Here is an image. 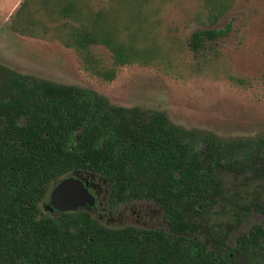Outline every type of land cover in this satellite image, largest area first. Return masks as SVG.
Masks as SVG:
<instances>
[{
    "label": "trees",
    "instance_id": "trees-1",
    "mask_svg": "<svg viewBox=\"0 0 264 264\" xmlns=\"http://www.w3.org/2000/svg\"><path fill=\"white\" fill-rule=\"evenodd\" d=\"M197 1L204 29L186 48L162 36L157 0H23L10 28L74 50L87 73L107 82L141 65L248 87L209 44L227 35L215 26L236 0ZM92 174L114 182L116 201L156 200L169 231L106 227L83 209L43 211L54 182ZM226 211L232 219H222ZM254 211L264 214V135L186 129L164 112L115 106L0 64V264H264L262 225L229 242Z\"/></svg>",
    "mask_w": 264,
    "mask_h": 264
},
{
    "label": "rangeland",
    "instance_id": "rangeland-1",
    "mask_svg": "<svg viewBox=\"0 0 264 264\" xmlns=\"http://www.w3.org/2000/svg\"><path fill=\"white\" fill-rule=\"evenodd\" d=\"M22 1L0 0V64L8 69L39 81L91 90L115 106L164 112L172 124L186 129L211 132L225 139L264 135V0H236L215 26L228 30L227 35L209 42L221 50L224 69L247 80L248 87L238 86L225 76L179 80L154 66L141 65L126 66L114 81H103L84 70L74 50L12 31L11 18ZM156 6L162 36H173L185 48L193 33L204 29L194 19L200 8L197 0H157ZM98 52L111 63L108 49L101 47ZM84 178L89 181L90 176ZM139 204L134 207L142 217L139 223L138 213L127 211L116 216L113 224L169 229L163 225L160 207L146 201ZM222 219H232V213L226 211ZM254 225L264 227V214L254 211L249 215L232 234L230 244Z\"/></svg>",
    "mask_w": 264,
    "mask_h": 264
},
{
    "label": "flooded vegetation",
    "instance_id": "flooded-vegetation-1",
    "mask_svg": "<svg viewBox=\"0 0 264 264\" xmlns=\"http://www.w3.org/2000/svg\"><path fill=\"white\" fill-rule=\"evenodd\" d=\"M90 179L88 181V184L86 187L88 188L90 194L94 198V203L92 205L87 204L86 206L79 208L86 210L89 212L92 217H94L100 224L106 227L110 228H124V227H137L141 229L146 230H153L162 228L163 230L169 231V229H165L163 227L155 226H141L138 224H128V225H122V224H113V221L115 220V217L119 214H122L123 212L130 211L132 214H137L138 212L135 210V206L140 205L142 201L146 202H152L157 207H160L163 210V225H168L169 223L166 219L165 211L164 209L158 205L156 200H149V199H120L115 200L113 197L112 189L114 188V182L106 177L100 176V175H89ZM61 181L54 182L51 186L49 195L46 199L45 204L43 205V211L45 213H49L52 215H57L60 210L53 209L52 206H50L51 196L53 190L57 187V185ZM124 210V211H123ZM146 209H143V212H145ZM141 215L138 213L137 215V222L139 223L141 221Z\"/></svg>",
    "mask_w": 264,
    "mask_h": 264
},
{
    "label": "water",
    "instance_id": "water-1",
    "mask_svg": "<svg viewBox=\"0 0 264 264\" xmlns=\"http://www.w3.org/2000/svg\"><path fill=\"white\" fill-rule=\"evenodd\" d=\"M87 184L88 180L82 176L62 180L52 192L50 206L60 211H76L87 204L92 205L94 198Z\"/></svg>",
    "mask_w": 264,
    "mask_h": 264
}]
</instances>
